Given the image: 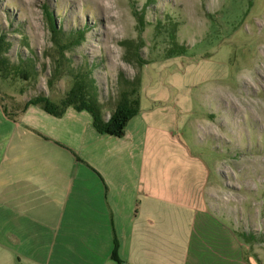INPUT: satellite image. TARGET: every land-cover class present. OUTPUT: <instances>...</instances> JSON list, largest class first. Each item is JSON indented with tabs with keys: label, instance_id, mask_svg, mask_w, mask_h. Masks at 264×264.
<instances>
[{
	"label": "rangeland",
	"instance_id": "374dc122",
	"mask_svg": "<svg viewBox=\"0 0 264 264\" xmlns=\"http://www.w3.org/2000/svg\"><path fill=\"white\" fill-rule=\"evenodd\" d=\"M48 13L62 36L83 32L57 69ZM167 23L184 47L178 55ZM0 36L9 43L0 70L7 105L8 95L58 104L84 80L105 117L130 90L126 103L176 115L179 138L207 167V209L253 236L237 235L264 264V0H0ZM0 264L27 263L0 254Z\"/></svg>",
	"mask_w": 264,
	"mask_h": 264
},
{
	"label": "crops",
	"instance_id": "0c3cea01",
	"mask_svg": "<svg viewBox=\"0 0 264 264\" xmlns=\"http://www.w3.org/2000/svg\"><path fill=\"white\" fill-rule=\"evenodd\" d=\"M5 100L0 92L2 256L27 264H253L242 239L207 209V167L179 138L176 115L138 109L116 137L99 133L86 110L54 116Z\"/></svg>",
	"mask_w": 264,
	"mask_h": 264
},
{
	"label": "trees",
	"instance_id": "16d2710c",
	"mask_svg": "<svg viewBox=\"0 0 264 264\" xmlns=\"http://www.w3.org/2000/svg\"><path fill=\"white\" fill-rule=\"evenodd\" d=\"M247 11V10H246ZM136 18L138 19L139 24L141 27L143 26V13L144 8L140 11H134ZM47 15V13H46ZM48 22L51 28L52 33V41L55 48L58 49L60 57L57 59L56 69L60 66V58H64V50L69 48L74 44H78L79 40L83 36L82 30H78L76 32H69L67 36H62V32L60 27H57L54 22L51 14L48 13ZM163 26L161 20L156 21L154 24V28L156 30V34L159 33L160 28ZM173 24H168L166 26L169 38V51H172L170 55H178L179 51L184 48L181 44H178L175 41V28ZM9 47V43L5 40L4 36H0V70L3 72V68L6 65L5 58L3 54L7 51ZM180 49V50H179ZM79 71L74 74L75 77L81 76ZM5 76V75H3ZM86 82L82 81H75L67 94V97H64L58 104L50 101L49 98L45 96L37 95L33 98L27 99L26 101H15L14 98L8 95L9 99V107L14 108L17 111H24L30 105H41L43 109L54 115V116H61L63 111L66 107H74L77 110H86L92 116V124L94 128L99 133H106L116 137H121L124 134V130L126 127L127 122L133 117L135 114L138 113V100L134 99L131 104L125 102L127 98H130V94L133 93V90L129 92L123 91L121 93L120 99L115 104V107L111 111L108 119L103 120L101 112L98 107V102L95 99L94 95H91V90L88 92L85 89ZM76 93V94H75ZM72 95V96H68ZM87 95V97H86ZM6 98V97H5ZM236 233V232H235ZM243 239L247 242H253L254 237L250 234H239ZM117 248H118V241L114 236L113 242V249L111 252V258L115 261L119 262V258L117 255Z\"/></svg>",
	"mask_w": 264,
	"mask_h": 264
}]
</instances>
